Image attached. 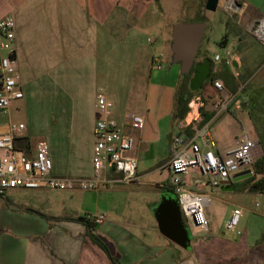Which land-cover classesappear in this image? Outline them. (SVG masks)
Listing matches in <instances>:
<instances>
[{
  "label": "crops",
  "instance_id": "0c3cea01",
  "mask_svg": "<svg viewBox=\"0 0 264 264\" xmlns=\"http://www.w3.org/2000/svg\"><path fill=\"white\" fill-rule=\"evenodd\" d=\"M162 1L164 0H0V19L11 15L16 21V56L19 63L20 82L24 91V97L14 101L12 106L18 101H21L19 105L24 104L25 106L35 101L34 103L39 102L43 107L41 113L36 114V116L39 115V119L35 120L28 115L30 119L28 124L22 120L17 121L26 124L25 131L19 137V142L26 139L30 146L34 147L35 144L31 137L36 133L45 135L47 141H44L51 147L50 155L53 160L54 174L75 177L92 175L94 125L97 119L104 116L96 106L98 91H105L110 98L115 100L114 113L119 120H122L127 112H134L125 106L133 101V98L129 97L130 92L137 91V79H135L137 72L135 73L134 66H137V59H139L143 61L144 69L147 70L149 60L151 62L154 55V53L151 54L149 59L148 50L144 49L148 37H144L143 34L137 37L135 25L140 23L142 28L157 29L158 24H162V19L158 20L161 16ZM181 1L193 2L195 0ZM240 3L241 6L237 4L236 6L244 5L246 9L253 4V7L258 8L254 5V0ZM126 14L133 15L134 26L126 20ZM257 20L258 18H255L253 22ZM120 28H128V34L121 36L118 30ZM169 34L172 37L173 27ZM165 35L162 34L160 43L154 44L161 50L171 49L173 60L172 38L169 43ZM149 39L150 37L148 42H150ZM154 44L150 42L151 46ZM209 45H206V50ZM121 49L125 53L132 54L129 61H134V64L126 73L121 74L126 77L117 84V89L120 88L124 97L116 99L115 93L108 91L105 86L111 79L115 82L112 78L114 72L111 70V62L113 65L115 59L120 57L118 52ZM138 49L141 50L139 55H137ZM217 56L226 59L229 53L224 57L216 53L212 59H216ZM174 63L180 66L175 73L176 90L183 73L180 63ZM157 70L160 69L157 68L155 71ZM171 80L169 81L172 83ZM139 91L143 89L140 87ZM206 104L204 108L207 113H214L206 124L211 123L212 125L215 120L214 106L216 105L212 102ZM202 105L203 103L200 102V106ZM9 117L11 118L9 115L8 119L0 120V130L6 128ZM201 121L202 116L198 108L185 118L186 124L190 122L198 124ZM159 123L165 124L164 130L159 127L158 138L163 151L167 141L166 152L157 159L149 156V160L143 161L141 153H149L150 148L148 145L143 146L148 140L144 141L143 136L146 132L140 129L137 144L131 151L139 164V180L135 184H141V177L153 174L169 159L171 138L181 129L182 124L173 119H159ZM36 124H38V129ZM228 125L230 128L229 142L221 145L216 138L222 149L233 147L235 139L242 133L235 123ZM134 131L137 130H132L131 133L133 134ZM167 135L168 140L165 139ZM168 174L171 175L169 169ZM103 176L112 182H119L120 178L119 173L114 170L105 171ZM110 183H101L98 188L94 189L98 192L96 195L88 193L90 190L78 187L67 190L12 189L4 196L7 203L0 218V264L263 263L261 259L264 257V243L260 235L250 237L246 231L239 239L225 236L219 232V227L213 222L212 216H210L213 231L211 238L215 243L200 247V256L195 257L191 254V240L185 248L162 233L167 240L164 241L159 237L158 242L155 240L154 244H151V240L140 241L135 239V236L134 238L127 237L124 231L114 228L118 227L119 224L116 223H119L117 221L120 217L108 219L98 208V212H95L93 216L103 214L105 220L97 224L96 233L109 243L115 259L111 261L105 251L86 235L87 230L84 224L72 219L80 215H92L86 209L88 201L100 198L99 192L109 188ZM163 183L167 182L161 181L158 185L156 184L158 190H163L162 192L170 184L162 186ZM220 189L230 190V188L222 189L221 187ZM44 194H46L47 201L41 198ZM22 195H30L34 198L28 200ZM208 197L210 202L209 194ZM156 198L153 203L154 211L158 209L162 201V196L157 195ZM133 225L134 228H148L144 221ZM189 232L193 237L190 229ZM220 240L237 245L233 248H238L246 255L239 258L241 260L239 263L238 261L206 259V253L213 251L212 249L219 253L226 252L225 256H227L228 251L223 249Z\"/></svg>",
  "mask_w": 264,
  "mask_h": 264
},
{
  "label": "rangeland",
  "instance_id": "374dc122",
  "mask_svg": "<svg viewBox=\"0 0 264 264\" xmlns=\"http://www.w3.org/2000/svg\"><path fill=\"white\" fill-rule=\"evenodd\" d=\"M243 1L250 2V0H237L238 3H242ZM227 2L228 0H221L220 6L216 11H208L206 7L203 6V0H195L193 2L164 0L161 5V16L158 18V20L162 19V24H158V28L155 30L142 28L140 23L135 25L132 14H126L125 16H127V21H130L133 26L135 25L137 37L141 34H143L144 37H150L149 40L153 44L156 42L160 43L162 34L163 36L166 34L165 36H167L168 42L171 43L172 37L169 33L172 31L173 24L184 21H200L202 18H205L206 26L200 47L211 58H214L216 53H219L223 57L229 53L231 63L226 62V64L231 67L236 77L238 89V92L234 94L225 86L224 91L230 95H234V98L228 105V109L219 112L221 106H214L216 114L215 120L211 125L212 132L214 136H216L215 138L220 141V144L224 145L229 142L230 128L228 124L233 122L240 127L242 132L247 130L260 142L259 134L264 138V43L262 38L254 33V28H251V25L255 18L264 20V0H254V5L258 8L253 7L252 4V6L249 5L246 9L244 5L242 7H237L236 4H234V6H228ZM119 15L122 17L121 14ZM229 19L231 21V28L236 30L239 27L241 29V35L236 36L234 33L230 32L231 34L224 40L223 37L227 31L225 26ZM130 22L129 24H131ZM157 22L159 23L160 21ZM118 30L121 36H125L129 32L128 28H120ZM148 38L145 41L144 49H146V51L148 50L149 59L151 54L154 53V55L152 56L151 62L149 60V67L147 70L144 69L143 61L137 59V66H134L135 73L137 72L135 77V79H137V91L130 92L129 97H132L133 101L129 105L125 104L128 109L142 115L145 119V126L142 130L146 133L143 139L144 141L147 139L148 142L146 144L144 143L143 146L148 145L150 152L141 153L143 161L149 160V156L157 159L166 152L167 141L164 144L166 148L164 147L163 151L158 138L159 127L161 130H164L165 127V124L159 123V119H172L171 115L173 114L175 104V73L180 68L171 58V49L164 48L161 50L156 44L151 46L150 42H148ZM131 42L134 43L132 40ZM208 44H210L208 47L209 50H206L205 47ZM139 51L141 50L138 49L137 55H139ZM159 53L163 54L162 60L159 63H154L153 57ZM118 54L120 57L115 59L113 65L111 62V70L114 72L112 78L115 79V82L111 79L109 84L107 83L105 87L108 91H111V93H115L114 97L116 99L119 97L123 99V92L119 87L117 89V84L126 77V75L121 74L131 69L134 61L130 62L129 59L132 54L125 53L122 49L119 50ZM196 60L202 61L203 59H201L200 56L196 58ZM222 61L217 64V69H220ZM157 68L160 70L155 71ZM127 79H129V77H127ZM169 80H171L172 83ZM140 87L143 91H139ZM221 93L222 91H220V96H222ZM19 102L21 101L16 102L11 107V119L14 121L22 120L26 122V124L30 122L29 116L31 118L33 117L35 120L39 119V115L36 116V114L41 113L43 109V107H41L42 104L39 102L34 103V101L31 102L30 105L25 106L24 104L19 105ZM200 102L202 101L199 98H195L191 102V112L197 108L199 110L201 107ZM2 119H8V115L0 113V120ZM35 126L38 129V124ZM139 131L140 130L137 129V131L133 132L135 145L137 144ZM165 139L168 140V135L165 136ZM31 140L36 144L40 140L47 141V137L41 133H36L31 137ZM50 149L51 147L49 145V150ZM262 154L263 148L261 145L257 157ZM163 165L164 164L154 171L153 174L141 177L142 183L139 185L111 182L109 188L103 190L105 193L99 192L100 198H94L88 201L86 209L88 212H91L92 216L96 214L95 212H98L99 208L100 212H103L108 219L120 217L117 221L119 223H116L119 224L118 227L114 228L124 231L127 237L132 236L134 238L135 236V239L140 241L151 240V244H154V242H156L155 240L158 242L159 237L164 241L167 240V238L162 236L159 230L158 211H154L153 205L154 200L157 199V195L163 196L164 194L175 197V193H172L168 189H165L164 192H162L163 190H158L159 188L157 185L161 181L167 182L163 183L167 185L170 183L171 179V175L169 176L168 174V168ZM200 181L206 184L202 191L207 195L209 194L211 197L210 202L206 204L205 213L209 218L212 216V220L218 225L221 234L239 239L247 231L250 237L253 235H260L264 243V193L250 190L243 181L234 182V185L232 184V189L228 191H222L220 187L212 189L211 186L206 183V177L201 178ZM190 188L192 190H198L197 186L194 184H191ZM10 191L11 190H9L7 194ZM88 193L96 195L98 192L90 190ZM4 196L0 197V218L4 213V207L7 203ZM22 196L28 200L34 198L30 195ZM43 196L44 197H41L42 200L45 199L46 194ZM47 200L48 199H45V201ZM235 209H242L244 211L237 228V230L241 231V234L226 228V223ZM143 221L147 224L148 228H134V223H142ZM192 235L193 237H190L192 243L191 254H194L195 257L200 256V247L215 243L211 238V235H213L212 223L209 231H192ZM221 242L223 249L228 251L227 256H225L226 252L219 253V251L212 249L213 251L206 253V259H221L228 262L238 261L239 263L241 261L239 258L246 255L245 253H241L238 248H233L237 245L226 242L225 240ZM261 260L263 263L258 262L256 264H264V257Z\"/></svg>",
  "mask_w": 264,
  "mask_h": 264
},
{
  "label": "built area",
  "instance_id": "2783aa9c",
  "mask_svg": "<svg viewBox=\"0 0 264 264\" xmlns=\"http://www.w3.org/2000/svg\"><path fill=\"white\" fill-rule=\"evenodd\" d=\"M251 28H254V33L264 43V20L253 22ZM15 38V18L9 15L0 19V113L8 116L14 101L24 97ZM162 57V53L155 55L153 62L159 63ZM222 60L220 56L214 59L215 69ZM225 60L231 63L229 57ZM213 84L222 91V96L215 102L216 106H221L219 112L228 109L234 95L224 91L225 84L222 79H214ZM115 104V100L105 91H98L96 106L104 116L97 119L94 125L93 173L88 177L54 174L48 143L40 140L34 147L19 145V137L25 131L26 124L9 117L6 128L0 130V196L15 188L67 190L78 187L94 190L101 183L112 182L103 176L107 170L118 172L119 182L137 183L139 164L137 158L131 154L135 146L131 131L143 129L145 119L137 113L127 112L119 120L114 113ZM190 124L193 128L192 134H188L183 128L173 134L172 155L163 166L171 173L169 186L177 197L183 221L193 232H206L211 226V219L205 213L209 197L202 191L206 184L200 179L206 177V183L212 189L220 187V179L230 178L236 172L247 168L252 169L261 146L255 136L244 130L235 139L233 147L222 149L212 132L211 123H185L186 126ZM191 184L196 185L198 190H192ZM242 215V209H235L226 223V228L241 234L237 228ZM87 217L96 223L105 220L103 214Z\"/></svg>",
  "mask_w": 264,
  "mask_h": 264
},
{
  "label": "water",
  "instance_id": "95a60500",
  "mask_svg": "<svg viewBox=\"0 0 264 264\" xmlns=\"http://www.w3.org/2000/svg\"><path fill=\"white\" fill-rule=\"evenodd\" d=\"M220 3L221 0H206L205 7L208 11H216ZM227 4L228 6H234V4L241 6L237 0H229ZM205 26V21H184L173 26L171 45L173 60L180 63L183 74L189 73L194 67V73L189 82V88L192 91L203 87L212 68L213 60L211 57H206L202 61L196 60ZM252 175L253 170L251 168L238 171L230 178L220 179V187L232 189L234 182L250 178ZM157 211L160 232L171 241L186 248L190 243V232L183 221L177 199L163 195Z\"/></svg>",
  "mask_w": 264,
  "mask_h": 264
},
{
  "label": "trees",
  "instance_id": "16d2710c",
  "mask_svg": "<svg viewBox=\"0 0 264 264\" xmlns=\"http://www.w3.org/2000/svg\"><path fill=\"white\" fill-rule=\"evenodd\" d=\"M205 5H206V0H203V6L205 7ZM204 19L205 18H202L200 21H205ZM230 25H231V21L229 19L226 22L227 31L223 37L224 40H226L229 34H231L230 32L234 33L236 36L241 35L240 33L241 29L239 27L236 30H233ZM200 56L201 59L208 57L207 53L203 51L201 47H199L198 49L197 58H199ZM214 67H215V62L213 60L210 74L207 80L205 81L203 87L199 90L192 91L189 88V82L194 73V67L191 68L189 73L183 74L178 81L175 90V99H174L175 104H174L172 119L179 123H182L181 128H183L188 134L193 133V128L191 124L187 126L185 125V118L191 112L192 109L190 107V103L195 98H199L203 103V105L199 108L200 114L202 116V121L200 122V125L205 124L214 115V113L212 112L208 114L204 108V104L208 102H212L215 104L217 98L220 97V91L213 84L214 79L216 78L222 79L225 86L232 93L236 94L238 92L236 77L231 67L228 64H226V60L223 59V61L221 62L220 69L217 68L215 69ZM259 137H260L259 138L260 143L263 148V154L257 157L252 164L253 175L250 178L244 179L242 181L245 182V185L248 186L250 190L264 193V138L260 134ZM22 141L23 142H19V145L30 147V143L26 139ZM171 155H172V150L170 156ZM166 188L170 190L172 193H174L169 186H167ZM175 198L177 199L176 195ZM72 219L84 224L87 230L86 235L91 239V241L96 245H98L102 250H104L111 261L115 260L112 255L113 253L111 251V247L109 243L102 236L96 233L98 223L87 217V215L85 216L80 215Z\"/></svg>",
  "mask_w": 264,
  "mask_h": 264
}]
</instances>
